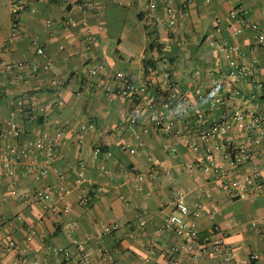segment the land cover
<instances>
[{
    "label": "crops",
    "instance_id": "crops-1",
    "mask_svg": "<svg viewBox=\"0 0 264 264\" xmlns=\"http://www.w3.org/2000/svg\"><path fill=\"white\" fill-rule=\"evenodd\" d=\"M75 1L36 0V10L22 11L14 29L11 2L0 0L3 57L24 63L12 69L0 63V123L15 118L24 137L48 133L63 151L48 173L40 171L45 157L39 151L16 158L11 175L0 169V264H45V260L78 264L76 242L86 236H90L86 252L93 264H171L172 247L182 239L173 231L158 229L174 210L177 189L186 193L192 208L198 203L204 206L197 244L175 253L181 264H264L262 194L255 191L237 198L215 170L204 171L207 149L216 144L221 146L216 161L232 169L226 156L231 142L245 143L251 150L241 170L264 174V145L248 138L234 122L227 135L207 136L225 115L246 109L264 113V87L259 84H264V44L257 41L255 29L239 20L247 17L263 27L264 0H191L183 17L177 9L184 0H173L172 12L166 0H90L84 9ZM150 1L157 3L156 16L165 22L175 18L176 23L153 30L144 20ZM233 9L238 16L232 17ZM241 26L242 31L235 33ZM13 31L16 37L9 43ZM34 37L45 46L44 56L36 54ZM211 40L238 46L233 57L249 65L257 81L233 82L227 60L210 45ZM96 65L152 80L147 93L151 106L137 122L129 119L137 100L103 88L107 77L82 82ZM113 84L123 85L119 80ZM197 85L205 94L215 86L223 96L236 88L241 95L212 105L208 98H197ZM171 95L191 102L188 114L178 117L164 106ZM152 112L173 122L172 128L153 126ZM7 145L0 142V147ZM125 145L136 152L130 153ZM97 147L100 152H95ZM61 174L72 189L63 197L57 192L46 201H24L8 191L10 181L20 191L60 184ZM64 204L69 212L62 210ZM108 224L119 227L99 237ZM32 229L36 234L27 241ZM219 237L223 244L217 250L214 242ZM252 253L259 257L251 259Z\"/></svg>",
    "mask_w": 264,
    "mask_h": 264
},
{
    "label": "built area",
    "instance_id": "built-area-1",
    "mask_svg": "<svg viewBox=\"0 0 264 264\" xmlns=\"http://www.w3.org/2000/svg\"><path fill=\"white\" fill-rule=\"evenodd\" d=\"M35 1L36 0H10L11 11L13 14L12 26L15 29L18 26L19 15L22 11L30 9L35 11ZM168 2L167 9L172 12L176 10L173 0H166ZM191 0H184L182 5L177 9L179 17H183L188 3ZM90 4V0H76L75 5L81 9H84ZM147 12L145 13L144 20L146 24L151 26L153 30L157 28H168L176 23L175 18H171L169 21L165 22L161 20L155 14L157 8L156 1H150L147 4ZM232 17L238 16V10L233 9L231 11ZM241 25H250L257 32V41L260 44H264V26L260 27L255 22H251L247 17L239 18ZM50 22V21H49ZM68 23L71 20L67 21ZM242 26L236 28L234 31L238 33L242 31ZM156 34V32L154 33ZM16 37V32L13 31L9 37L8 42L11 43ZM210 45L217 48L222 56L227 60L229 67L228 73L233 80V82H244V81H257L254 76L253 70L249 65L240 64L232 55V51L237 49L238 46L227 45L225 42H220L217 40H211ZM32 44L35 48L36 54L44 56L46 54L45 46L41 43L38 37H34ZM63 48V46H61ZM3 47L0 46V63L3 64L7 69H12L16 65H23V62H8L3 57ZM50 62H47L45 66L47 67ZM37 68V64L33 65ZM107 77L106 82L103 84V88L108 91H113L119 94L122 98L135 101V107L133 113L130 116V122H137L141 112L148 109L151 105L147 100V93L152 86L153 82L151 79L139 80L132 72L125 70H113L108 71L102 65H96L90 67L85 75L82 77L83 83H88L96 76ZM114 80H119L122 82V86H115L113 84ZM216 81L215 78L213 79ZM260 86L264 87L262 82L259 83ZM195 93L199 100L208 98L212 105L225 104L231 101L236 96L241 95L239 89L231 90L228 96H223L220 94L215 86L209 89L208 94H205L202 90L201 85H197L195 88ZM189 102L185 97H177L176 95H171L165 102L164 106L175 110L178 117H182L189 112ZM199 117L203 116V113L198 114ZM150 120L153 126H163L170 130L173 126V122L165 121L164 117L158 113L152 112L150 115ZM234 122L239 130L243 131L248 138L255 139L256 143L259 145H264V113H260L254 109L239 110L233 114L227 116L225 115L221 122L214 123L210 131L207 132V136L211 137L216 134L227 135L228 129L231 123ZM63 133V132H61ZM0 142H6L8 145L6 147H0V169H4L7 174L13 173L12 163L16 158L27 156L30 154H35L36 152H41L44 157V165L40 169L41 173H48L50 170L51 163L56 156H62L63 151L59 149L56 140L50 136L48 133H41L33 138L24 137L22 129L19 126L15 118H10L5 124L0 123ZM130 153H135L136 148L124 146ZM193 148L196 153L200 152V146L195 143ZM221 146L216 144L211 148L207 149L205 158L208 160V165L204 168V171L215 170L217 177L221 179L228 189V191L237 198H246L252 192L259 191L264 198V174L260 171L254 169L250 171L241 170L244 164H246L250 156V148L247 144H233L229 142V151H227L226 156H230L232 162V169H228L225 165L218 163L215 158V153L220 150ZM100 148L97 147L95 152H100ZM191 170L194 169V165H190ZM140 180H143L144 175H138ZM60 178L62 182L60 184L50 185L48 187H39L33 191H20L14 181L9 183V193L13 196L23 199L24 201L31 200H41L46 201L53 197L57 192L64 195L68 194L72 189L66 184V177L61 174ZM82 179L79 178L78 182ZM141 188V186H139ZM86 200L82 197V201ZM128 203L132 206H138V202L128 199ZM174 210L167 216L166 220L162 226L158 229L159 232L164 230L173 231L178 236L181 237L182 243L180 245H175L172 247V255L170 257L171 264H181L179 257L175 255L176 252L180 251L183 247L191 248L193 245L197 244L199 236L198 220L203 215L204 206L202 203H198L194 208H192L187 200L186 193L183 190L177 189L174 191L173 198ZM64 212H69L70 207L67 204L62 206ZM140 225H145V220L140 221ZM227 225V223H224ZM119 227L118 224H108L105 225L102 232L99 233V237L105 234L111 233ZM215 230L219 231L220 227L215 226ZM260 231L264 233V224L260 227ZM36 230L32 229L27 236V241L32 240ZM90 236H86L82 240H78L77 244V255L74 257V261L78 264H93L92 259L86 252V243L89 241ZM13 245V242H10ZM223 244V238L219 237L215 240L214 246L217 250L221 248ZM55 251L63 252L67 256H71L70 252L62 247H54ZM107 252V250H103ZM110 253V252H109ZM257 253L251 254V259L258 258ZM230 258V252L228 254V259ZM47 264V260L44 261ZM237 264V263H236Z\"/></svg>",
    "mask_w": 264,
    "mask_h": 264
}]
</instances>
